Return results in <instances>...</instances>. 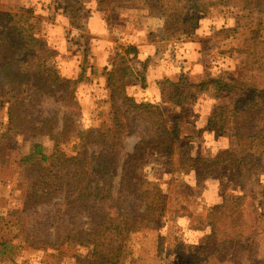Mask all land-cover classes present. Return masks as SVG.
Masks as SVG:
<instances>
[{
  "label": "trees",
  "instance_id": "1",
  "mask_svg": "<svg viewBox=\"0 0 264 264\" xmlns=\"http://www.w3.org/2000/svg\"><path fill=\"white\" fill-rule=\"evenodd\" d=\"M91 1L57 0V5L73 9L79 24L87 14L85 4ZM138 1L150 13H163L164 38L169 41L192 36L201 18L212 14L225 0ZM239 1L241 14L235 28L228 32L236 34L245 29L253 35L242 41L241 48L233 46L228 51L243 56L241 75L204 72L194 81L166 79L160 82L167 98L163 105L136 101L126 94V87L138 81L146 87L147 61L141 65L142 71L134 70L124 55L136 60L139 51L134 45L127 46L122 54L114 56L121 63L109 56L104 73V95L114 128L95 134L82 131L80 108L74 102L78 86L89 76L99 75L87 55L79 57L75 78L62 77L59 68L53 66L55 54L40 37L41 21L30 10H0V107L6 114L0 121V146L9 138L36 140L49 135L54 140L50 154L41 144L31 142L28 152L17 157L24 173V186L19 185L17 196H24L28 209L48 208L52 217L30 225L22 218L25 212H20L18 234L12 240H17L16 244L0 243L2 259L13 246L28 248L31 253L56 250V254L94 247L88 256L72 263L133 264L139 253L138 237L145 228L167 217L156 190L139 176L150 153L168 160L175 158L177 170L200 166L220 177L235 169L241 181L264 176V88L254 80L257 72L264 70V0ZM116 3L99 0L107 22L108 10L103 6L112 11ZM204 95L214 101L207 129L229 143L209 161L198 162L177 122L179 116L190 115L186 112ZM44 101L55 106L49 115L40 112ZM170 114H174L173 126L167 122ZM72 136L76 140L73 151L66 153L60 149V141ZM135 136L138 141L128 153L125 142ZM6 154L5 146L0 158ZM259 202L264 203V182L258 185L253 200L222 192L221 206H212L196 218L207 232L206 243H171V252L178 258L176 264H264V215ZM47 224L54 228V235L41 230V226L49 228ZM35 229L41 234L35 232L38 236H33L31 231ZM163 241L157 236L153 247L161 250Z\"/></svg>",
  "mask_w": 264,
  "mask_h": 264
},
{
  "label": "rangeland",
  "instance_id": "2",
  "mask_svg": "<svg viewBox=\"0 0 264 264\" xmlns=\"http://www.w3.org/2000/svg\"><path fill=\"white\" fill-rule=\"evenodd\" d=\"M114 1L117 3L113 4L112 11H109V7L103 6L108 10V16L106 15L108 22L98 5L99 0L85 4L87 14H84L85 20L79 24L77 23L80 20L73 9L60 8L57 0H0V10L6 12L15 9L30 10L32 15L41 21L40 37L47 42L48 48L52 49L55 54L53 66L56 65L59 68L62 77L74 76L76 67L77 72L79 71L81 55H87L90 64V59L96 52L95 47L97 44L101 45L103 40H100L101 38L97 35L96 22H94L96 26L94 30L86 25L89 19L93 17L95 19L97 14L101 16L106 25L107 32L104 33V37L107 38L105 41H108L109 49L113 48L111 52L113 58L116 53L122 54L125 47L133 45L129 44L125 38L129 36V31L143 32L146 37L141 38L148 37L149 43L152 42L156 49L153 56L146 60V87L142 88L143 83L139 81L126 87V94L136 101L163 105L167 98L160 82L165 81L166 77L173 80L194 81L204 72L214 75L228 73L234 74L235 77L241 75L243 56L228 51L233 46L241 48L242 41L245 38L251 39L253 35L245 29L238 30L236 34L228 32V29L235 28L241 14L239 0H225L223 5L214 10L212 14L203 16L192 36L169 41L164 38L163 13H150L138 0L126 3L120 0ZM215 19L220 24L223 21V24L219 25ZM262 19L264 20V16ZM75 24L80 29H77ZM241 26L245 27V21L241 20ZM124 58L134 70L142 71L141 65L145 61L140 63L137 59L132 60L130 54L124 55ZM114 60L118 64L121 63L119 58H114ZM98 79L94 77L89 81V78L87 82L79 85L74 100L80 108L78 117L82 131L86 134L101 133L108 128H114L109 104L106 102V96L102 94L105 89L99 85ZM254 80L259 87L264 88V70H259ZM86 85L89 86L90 92L92 90L97 93L101 90L99 96L93 98L92 94L90 100L87 101V98L80 92ZM213 105L214 101L209 96H201L191 111L186 112L190 115L179 116L177 122L183 140L188 144L192 156L198 162L209 161L229 143L227 138L214 136L212 130L206 127ZM54 110L55 106L52 103L44 101L40 112L49 115ZM173 115L167 116L170 126L174 124ZM5 117V110L0 107V121H4ZM75 141L73 136L67 140L62 138L60 149L71 153ZM137 141L136 136L126 140L128 153L132 152ZM31 142L41 144L49 154L54 149V140L49 135L40 136L36 140L24 137L9 138L5 140V145L1 141L0 153L2 154L6 146L7 154L0 158V243L12 241L18 234L19 225L16 223L19 222L18 216L22 214L20 212H25L22 218L30 225L35 224L39 219L47 220L52 217L48 214V208L28 209L29 205L25 204L24 196H17L20 192L19 185L20 188L24 186L23 166L17 163V157L28 152ZM139 176L156 190L160 197L159 203L167 209V217L155 226L145 228L142 233L140 232L139 243L136 245L139 253H136L133 264H176L178 258L171 252L173 248L171 243L185 241L197 246L206 243L207 232L204 227L196 223L197 215L206 213L207 209L212 206H221L222 192L238 196L245 195L253 200L257 195L258 185L264 182V176L259 178L251 176L241 181L235 169H229L220 177L213 172H205L200 166L188 170H177L175 158L168 160L155 153L148 155L147 164L139 172ZM259 203L261 204L260 211L264 215V203ZM9 214L13 216L7 218ZM13 220H15L14 226H12ZM46 226L49 228L41 226V230L54 235L52 225L47 224ZM35 232L38 235L41 234V231L37 232L36 229L32 230L31 234L38 236ZM157 236L164 238L162 251L153 247ZM16 241L12 242L16 244ZM93 249L94 247L87 250H63L64 253L56 254V250L46 253L39 250L31 253L28 248L13 246L11 253L6 252L3 259L0 257V264H42V262L73 264L72 260L88 256Z\"/></svg>",
  "mask_w": 264,
  "mask_h": 264
},
{
  "label": "crops",
  "instance_id": "3",
  "mask_svg": "<svg viewBox=\"0 0 264 264\" xmlns=\"http://www.w3.org/2000/svg\"><path fill=\"white\" fill-rule=\"evenodd\" d=\"M215 21L218 22V20H216V19H215ZM94 22H96V26H97V33H98L97 35L99 38H101L100 40H103V41L101 42L102 46L97 44V47H95L96 52L94 55H92V58L90 59V65L97 69V71L99 72V75L89 76V78H90L89 81H91V79L94 77H98L99 79L97 81L99 82V85L104 88L105 81H106V77H104V73H105L106 68L109 67V63H108L109 56L111 55V52H113V48L109 49L108 41L107 42L105 41V40H107V38H106V36L104 37V33L107 32V29H105L106 25H104L103 19H101V16L97 14L95 16V19H94V17L89 19V21L86 23L87 27L89 29L94 30L96 28ZM213 23H216V22H213ZM221 24H223V21H221ZM221 24L219 23V25H221ZM128 33H129V36L125 37L127 39V42L129 44H133L139 51L138 56H137V61H139L141 63V62L149 59V57L153 56V54L155 53L154 51H155L156 47L152 42L149 43V41L147 39L148 37L145 39L141 38V37H146L143 32L139 33L138 30L135 32H134V30H131ZM76 73H77V67L75 68V75L72 76L71 78H74L76 76ZM167 78L170 79V77H166V79ZM88 88H89V86H87V85L83 86L82 90L80 91L81 94L83 93L82 95L87 98V101L90 100L92 94H93V98L99 96V92L101 90H99V91H97V93H95L92 90L90 92V90H88ZM102 94H104V91H102ZM97 101H99V100H97Z\"/></svg>",
  "mask_w": 264,
  "mask_h": 264
}]
</instances>
